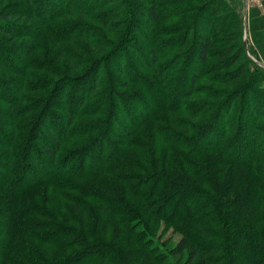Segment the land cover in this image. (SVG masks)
<instances>
[{
  "label": "rangeland",
  "instance_id": "1",
  "mask_svg": "<svg viewBox=\"0 0 264 264\" xmlns=\"http://www.w3.org/2000/svg\"><path fill=\"white\" fill-rule=\"evenodd\" d=\"M150 8L156 18L146 15ZM246 8L264 12V0H0V10H30L6 24L10 34L0 25V264H199L198 257L192 258L188 248L181 246L182 226L156 220L139 207L141 193L126 192L119 180L128 173L111 169L92 177L100 167L107 171L113 165L98 162L100 143L87 146L94 134L82 133L94 118L89 116L94 113L91 110L105 101L102 93L141 90L130 81L140 73L158 90L147 98L157 105L164 102L160 84L180 78L182 72L189 78L184 91L194 90L182 99L186 104L214 101L215 89L230 90L242 83L264 89V74L249 60V56L258 60L250 44L234 63L245 65L239 83L216 82L221 59L233 56L240 44L234 34L240 32L239 16L244 21ZM204 32L210 37L206 58L195 64V41ZM183 42L184 48L175 51L178 47L173 46ZM152 49L159 56L156 61L150 58ZM182 58L186 65L182 62L178 70L171 69ZM121 68L124 77L118 73ZM94 81L99 85L93 95ZM67 91V97H62ZM62 107L77 131L67 128ZM133 107L136 110L129 108L127 119H122L121 110L115 114L121 125H136V114L143 106ZM170 116L184 118L179 112ZM187 123L184 128H190ZM43 125L57 131L58 145L51 143V158L37 152L42 150ZM111 129L113 135L107 142L113 146L131 138L138 139L137 144L146 141L136 131L125 138L113 124ZM176 132L186 144L184 137L191 133ZM123 147L118 146L114 154L128 156L125 171L137 176L128 184L139 192L143 182L160 173L147 170L142 157H131V148ZM122 161L114 158V163ZM167 169L175 168L167 164ZM144 171L153 173L147 176ZM188 179L192 181V175ZM61 182L68 189L57 190ZM82 186L101 193L107 190L116 203L108 205L102 197L91 202L72 190ZM99 201L107 204L114 218H106ZM193 212L199 226L210 227L208 208L199 205ZM213 222L220 232L221 226ZM188 229L196 233L193 225ZM79 238L84 245L77 244ZM202 240L214 252L208 255V264H251L245 251L236 253L224 238Z\"/></svg>",
  "mask_w": 264,
  "mask_h": 264
},
{
  "label": "trees",
  "instance_id": "2",
  "mask_svg": "<svg viewBox=\"0 0 264 264\" xmlns=\"http://www.w3.org/2000/svg\"><path fill=\"white\" fill-rule=\"evenodd\" d=\"M29 11V9L0 10V25L8 29L5 30L6 34L12 32L6 24L12 22V19L22 18L25 15L24 12ZM155 13V10L150 8L146 15L149 18H156ZM239 24L240 32H235L234 40L239 41L240 44L235 47L236 52L233 56L226 60L221 59L223 66L217 69L219 71L215 76L217 83H234L235 85L245 74V65L234 66L235 61L241 58L243 53H247L249 47L246 48L244 44L242 15L239 16ZM209 43L208 33H201L196 38L195 60L197 62L195 64L205 60ZM184 46L183 42L182 45L177 44L173 48L178 47L175 51L180 52ZM149 55L154 61L159 59L154 49L149 51ZM249 60L256 67L257 72L264 74V66L257 61L256 63L250 56ZM182 62L185 64L186 60L179 59L178 64L171 69L178 70ZM192 67L191 71L195 66ZM222 69L227 70L220 72ZM118 73L123 77L126 76L122 68L118 69ZM188 79L182 72L180 78L175 77L160 84L162 90H159V93L164 96H162L164 102L161 105L150 104L147 101V98L153 97L158 90L141 73L130 80L131 83L141 87V90L121 94H111V92L108 94L107 91L102 93L101 96L105 101L101 102L95 110H91L94 113L89 116L94 118L85 126L86 129L83 130L82 135L94 134L84 143L86 142L85 144L89 147L100 143L102 150L97 155L98 162L113 165V167L106 169L107 171L100 167L97 172H91V175L95 177L102 173H109L111 169L114 172L118 170L124 174L128 173L126 176L121 175L122 178L119 180L126 192L132 196L141 193V196H137L141 199L139 207L145 209L156 220L179 228L182 226L181 246L188 248L192 258L198 257L199 264H208L211 257L208 255L214 253L207 246L208 243L203 242L202 237L215 236L224 238L225 242L233 246V251L236 253L238 250L245 251L251 264H264V89L253 84L242 83L238 84L240 88L215 89L213 91L215 94L211 96L214 101L203 102L202 105L186 104L182 99L194 91H184L186 89L184 84ZM94 85L90 91L93 95L94 89L99 84L94 81ZM67 94L68 91L66 95L62 94V97H67ZM135 104L137 107L143 106L140 111H136L137 114L135 112L136 125L132 127L121 125L115 114L121 110L122 119H127L126 113L129 108L136 110V107H133V105L136 106ZM66 111V108L62 107L63 119L65 118L68 122L67 128L77 131L76 126L71 128V118H68L69 113ZM157 111L159 112L155 114ZM175 112L181 113L184 118L176 119L170 116ZM195 119L200 121L195 123ZM187 121L191 124L190 128H184L188 124ZM158 123L162 124L158 125ZM112 124L120 132L117 133L121 137L128 138L136 131L146 141L137 144L138 139L131 138L125 144L111 145L107 139L113 135ZM59 126L61 125L58 124L57 127ZM124 128L127 130L124 131ZM41 130L42 141L39 143L42 150L38 148L37 152L51 158L54 154L51 143L58 145L57 131L49 125H43ZM176 131L191 133L188 138L184 137L187 140L186 144L178 139L180 133ZM122 145L123 148H131V157L134 154L142 157L147 170L158 169L157 173H160L155 174L148 182H143L139 192L132 190L130 185L132 181H135L136 174L125 171L128 164L125 160L128 156L119 152L114 154L115 149ZM116 157L124 161L114 163ZM167 164L173 165L175 169L168 170ZM144 172L147 176L153 173ZM191 175L193 180L189 181L188 177ZM114 177L115 181H118L116 174L113 175ZM62 183L64 182L60 183L57 190L67 188L68 185ZM114 187L117 189L116 186ZM72 190L84 195L91 202L97 197H102L108 205L116 203L107 190L101 193L99 190L90 191L83 186ZM95 191L96 195H94ZM152 203L154 206L150 205ZM185 203H187L186 206H184ZM98 205L108 220L114 218L110 215L107 204L99 201ZM199 205L209 209L210 218L206 219L210 223L208 228L199 226L194 220L196 212H193V208ZM74 211H77L79 216H85L79 209ZM214 220L221 226L220 232L214 228ZM70 221L75 222V219ZM191 225L195 227L196 233L189 231L188 228ZM76 242L84 245L81 238ZM254 257H258L256 261Z\"/></svg>",
  "mask_w": 264,
  "mask_h": 264
},
{
  "label": "crops",
  "instance_id": "3",
  "mask_svg": "<svg viewBox=\"0 0 264 264\" xmlns=\"http://www.w3.org/2000/svg\"><path fill=\"white\" fill-rule=\"evenodd\" d=\"M246 10L244 19L246 21L247 44H250L255 50L258 56L257 61L264 64V12L256 8H251V10L246 8Z\"/></svg>",
  "mask_w": 264,
  "mask_h": 264
},
{
  "label": "water",
  "instance_id": "4",
  "mask_svg": "<svg viewBox=\"0 0 264 264\" xmlns=\"http://www.w3.org/2000/svg\"><path fill=\"white\" fill-rule=\"evenodd\" d=\"M243 23H244V44H245V47H247V40H246V21H245V19H244V21H243ZM260 65H264V64H262V63H260L259 61H257Z\"/></svg>",
  "mask_w": 264,
  "mask_h": 264
}]
</instances>
